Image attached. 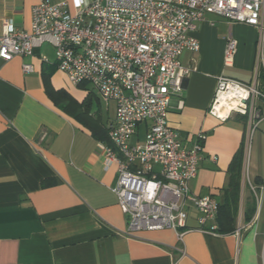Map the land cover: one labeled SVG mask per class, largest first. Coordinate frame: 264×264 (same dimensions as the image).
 I'll return each mask as SVG.
<instances>
[{"label": "crops", "instance_id": "obj_1", "mask_svg": "<svg viewBox=\"0 0 264 264\" xmlns=\"http://www.w3.org/2000/svg\"><path fill=\"white\" fill-rule=\"evenodd\" d=\"M40 1L0 0V23L31 31ZM54 1L76 10L73 0ZM192 35L200 49L179 58L197 70L171 96L168 120L184 141L205 133L190 192L229 204L235 230H187L183 239L172 228L129 231L114 191L118 165L105 161L117 103L70 81L44 41L32 55L0 58V264H264V119L247 145L246 116L222 121L208 111L220 74L255 81L264 93V44L258 59L257 27L215 13ZM230 35L238 44L226 64ZM149 124L132 142L144 140ZM197 225L190 202L188 226Z\"/></svg>", "mask_w": 264, "mask_h": 264}, {"label": "built area", "instance_id": "obj_2", "mask_svg": "<svg viewBox=\"0 0 264 264\" xmlns=\"http://www.w3.org/2000/svg\"><path fill=\"white\" fill-rule=\"evenodd\" d=\"M41 0L33 7L31 31L11 19L0 23V58L32 55L44 41L55 47L58 66L73 83L87 82L105 100L117 103L109 130L114 147L105 161L116 162L114 191L129 217L128 230L172 228L183 239L187 230L216 231L219 202L212 195H192L189 182L202 160L205 133L184 141L168 120L171 96L197 70L183 65L185 50L198 51L192 35L206 13L257 27L258 59L264 44V0ZM237 39L230 35L225 63L231 64ZM26 72L33 65L25 63ZM208 111L222 121L233 113L247 117V145L264 119V93L256 82L225 74ZM149 121L143 141L132 142L141 123ZM249 150V149H248ZM197 210L196 227L188 226L189 203Z\"/></svg>", "mask_w": 264, "mask_h": 264}, {"label": "trees", "instance_id": "obj_3", "mask_svg": "<svg viewBox=\"0 0 264 264\" xmlns=\"http://www.w3.org/2000/svg\"><path fill=\"white\" fill-rule=\"evenodd\" d=\"M234 168V165H233ZM257 180H260L259 178ZM238 184V183H237ZM236 211L228 204L219 205V224L218 231L221 233L230 232L235 230L234 221H235Z\"/></svg>", "mask_w": 264, "mask_h": 264}]
</instances>
